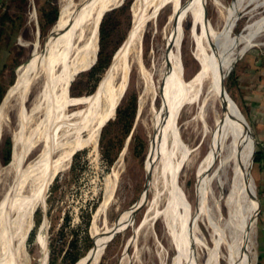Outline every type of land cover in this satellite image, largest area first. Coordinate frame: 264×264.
I'll return each mask as SVG.
<instances>
[{
	"label": "bare ground",
	"instance_id": "1",
	"mask_svg": "<svg viewBox=\"0 0 264 264\" xmlns=\"http://www.w3.org/2000/svg\"><path fill=\"white\" fill-rule=\"evenodd\" d=\"M121 1L60 0L59 15L48 38L42 45L35 40L29 57L16 69V79L0 105V131L6 111L15 109L18 118L11 159L2 168L0 264H29L25 240L35 209L43 199L45 202L48 185L58 171L68 167L75 150L87 145L96 148L103 123L113 116L126 90L131 68L137 66L144 73L143 34L147 23H155L164 6L170 7L163 27L167 51L162 69L164 85L159 89L147 80L139 97V111L149 95L153 99L157 95L162 97L161 110L152 105L144 187L139 201L123 210L103 231L93 220L94 244L75 264H96L111 235L124 223L133 221L143 198L147 199L144 215L133 235L140 227H148L161 218L175 248L172 264H197L193 253L202 243L196 233L201 218L208 224L212 241L206 246L203 264H221L222 258L225 264H254L255 223L260 206L257 209L251 173L253 139L228 95L222 93L221 78L236 56L256 44L264 29L263 15L247 22L241 32L233 35L231 30L239 11L248 5H264V0H233L227 6L216 0L225 7L224 23L219 29L206 17L204 0H134L129 32L105 68L96 90L81 97L71 96L74 76L94 64L102 14ZM188 19L198 67L185 75L181 41ZM71 104L80 105L71 109ZM187 105L191 108L189 120L198 124L207 145L197 165V206L189 221L179 200L183 190L179 178L182 157L177 153L180 140L176 126L181 108ZM169 133L171 142L166 147ZM37 145V155L26 161L27 154ZM56 152L59 155L55 157ZM114 175L115 171L109 172L105 179L103 199L95 215L104 212L111 199L116 188ZM118 264H129L126 252Z\"/></svg>",
	"mask_w": 264,
	"mask_h": 264
},
{
	"label": "rangeland",
	"instance_id": "2",
	"mask_svg": "<svg viewBox=\"0 0 264 264\" xmlns=\"http://www.w3.org/2000/svg\"><path fill=\"white\" fill-rule=\"evenodd\" d=\"M47 1H49L52 6L56 5L59 15L60 0H5L0 3V88L2 87L4 89V94L0 99V105L7 90L16 79L17 67L29 57L33 42L37 40L38 43L42 45L48 38L51 28L54 25L53 22L57 20L58 15L44 32L40 31L38 23L39 9L42 3H46ZM133 1L134 0H122L118 5L110 8L103 14L109 32L105 45V54L110 55L109 62L121 42H123L127 36L131 27V6ZM219 2L227 6L233 2V0H219ZM203 5V10L206 6V17L211 24L215 28H221L225 18V7L220 6L216 0H204ZM169 12L170 7L164 6L160 9L155 23H147L142 38L144 73L142 74L137 66L131 68L126 90L117 104L118 106L122 102L123 105H127L132 99H136V111L129 131L124 132L121 129L115 128L116 126L113 123L116 120L115 108L113 116L108 118L106 122L104 121L105 123H103L99 131L96 148L93 149L91 145L78 148L70 157L68 167L55 174L45 191V202L43 203V199L40 205L35 209L32 225L25 240V249L28 251L27 253L30 254L29 264H46L45 249H47L48 264L50 243L53 239L59 237H61V242L59 244L61 250L57 252L58 255L54 264L63 263L62 256L66 249L70 247L69 242L73 238L76 239V242H74V252H76L79 257L85 255L94 244L91 235L93 220L94 224L96 223L95 226L103 231L107 225L115 221L123 210L139 201L138 198L145 184L146 173L144 160L152 136L153 106L156 105L158 110L159 108L161 110L160 105L162 103V97L160 95H157L155 99L149 95L142 109L139 111V97L141 96L140 93H142L147 80H151L153 86L159 89L164 85L165 75L162 76V69L167 51L164 45L163 27ZM263 15L264 5L257 7H253V5L246 6L245 9L243 8L239 11V15L233 24L231 33L235 35L241 32L247 22ZM189 25L188 19L184 23V33L181 41V56L185 75L191 74L198 67L195 58L196 50H194L195 42L189 31ZM99 32L97 52L100 46ZM255 42L256 44L247 48L243 53L250 49H264V29L258 34ZM95 64L96 62L90 68H84L74 76L69 89V94L71 96L81 97L93 93L96 90L104 73V69L107 66L98 76H90L89 71ZM239 65L240 63L236 66L235 71ZM229 67L230 64L228 65V68ZM224 82L229 95L236 101L238 106H241H239L240 109L242 108V110H244L236 92V83L232 76V69L226 75ZM30 103L31 99L28 101V104ZM79 105L80 104H71L70 107L73 109ZM190 112V106L187 105L182 107L176 120L180 140L177 153L179 157H182L179 178L183 190L182 192L180 191L179 200L181 202L182 213L188 221L192 217L197 206V165L206 152L207 147L199 133L198 124L189 120ZM1 124L0 197L4 191L2 168L7 165L11 159L14 138L18 131L16 110L11 109L10 111H6ZM249 124L251 126L250 122ZM129 133H131V135L125 145ZM7 136L11 138V153L9 161L3 163L1 158L2 145ZM170 142L171 133L167 136L166 147H169ZM39 150V145L30 150L27 154L26 161L35 157ZM181 154L182 156H180ZM55 155L58 156L59 152L54 153V156ZM121 155L122 157L119 161ZM118 162L119 166L117 168L116 165ZM112 171H115L113 177L115 180L117 179L115 182L116 188H114L111 199L106 205L104 212L100 211L95 215V211L103 199L105 179L109 172L111 173ZM251 173L255 183L256 194L260 201L253 243V248H255L253 261L254 264H257L259 260L258 239H262L264 235V178L259 177L262 174L260 173L257 163L254 161H252ZM149 197H153V192H149ZM142 201L143 203L136 211L132 219L133 221L124 223L119 227L117 233L105 245L96 264H118L119 258L123 252L127 253L129 264L173 263L175 248L172 236L166 230L161 218L155 219L148 227H140L134 237V229L139 226L142 220L147 199L143 198ZM257 203L259 202L257 201ZM258 207L259 204L257 205V209ZM44 208L47 216L44 214ZM67 215L69 216V220L67 224H65V232L59 235L58 230L60 226L65 223V216ZM261 215L262 220L259 224L258 221ZM202 219L203 218L198 221L196 226V233L202 241V243L198 244V247L194 249L193 253L197 264L204 263L207 252L206 246L212 243L208 224L206 220ZM132 239L134 240L132 241ZM221 264H225L223 258Z\"/></svg>",
	"mask_w": 264,
	"mask_h": 264
},
{
	"label": "trees",
	"instance_id": "3",
	"mask_svg": "<svg viewBox=\"0 0 264 264\" xmlns=\"http://www.w3.org/2000/svg\"><path fill=\"white\" fill-rule=\"evenodd\" d=\"M57 15H58V10H57L56 5L52 6L51 3H49V1H47L46 3H42L39 9V18H38L40 31L44 32V30L49 26V24L56 19ZM104 18L105 17H103L102 20L100 21V26H99L100 28L99 45L100 46L97 52V61H96L95 66H93L89 71V75L90 76L94 75L95 77L98 76L99 73L106 66H108L111 62V61L109 62L110 55L105 54V51H106L105 45L107 43L109 32H108L107 24L105 23ZM55 21L53 22V24L55 23ZM3 94H4V89L1 87L0 88V99ZM78 95H82V94H78ZM135 111H136V99L135 98L132 99L131 102H129L127 105L126 104L123 105V103L121 102L120 105L116 106V120L113 122L114 125L116 126L115 128L121 129L124 132L129 131L132 125V122H133ZM10 153H11V138L7 136L5 140L3 141V145H2V157L1 158H2L3 163H6L9 161ZM253 161L257 163L260 171L264 170V146L259 142H256V150L254 153ZM263 191H264V184H263ZM68 220H69V216L67 215L65 216V223L62 224L58 230L59 235H62L65 232V224H67ZM60 238L61 237L53 239V241L50 243L48 264H54L57 258V255H58L57 252H60L61 250V247L59 245L61 242ZM75 240H76L75 238L70 240L69 242L70 247L66 249L64 255L62 256L63 258L62 264H74L78 260L79 256L76 252H74V248H75L74 242H76ZM46 264H47V258H46ZM257 264H259V261Z\"/></svg>",
	"mask_w": 264,
	"mask_h": 264
},
{
	"label": "crops",
	"instance_id": "4",
	"mask_svg": "<svg viewBox=\"0 0 264 264\" xmlns=\"http://www.w3.org/2000/svg\"><path fill=\"white\" fill-rule=\"evenodd\" d=\"M3 1L5 0H0V3ZM232 76L244 107L242 111L251 123L255 140L264 146V49H250L240 55L232 67ZM260 173L262 175L259 177L264 178V170ZM261 220L262 215L259 217V224ZM258 247L259 264H264V235L262 239H258Z\"/></svg>",
	"mask_w": 264,
	"mask_h": 264
},
{
	"label": "water",
	"instance_id": "5",
	"mask_svg": "<svg viewBox=\"0 0 264 264\" xmlns=\"http://www.w3.org/2000/svg\"><path fill=\"white\" fill-rule=\"evenodd\" d=\"M204 13H205V15H206V6H205V8H204ZM103 14H104V13H103ZM103 14H102V16H101V18H100V21H101V19H102V17H103ZM99 23H100V22H99ZM239 56H240V55H239ZM239 56H236V57H235L234 61L232 62V64H231L230 67L228 68V70L222 74V78H221V91H222L223 94L225 93V94L228 95V98L230 99V101L232 102V104L234 105V107H235L236 110H237V113H238L239 118H240L241 120H243L244 123H246V125H247L248 128H249V131H250V133H251V135H252V139H253V149H252V159H251V160L253 161V159H254V153H255V150H256V149H255V147H256V141H255V137H254V134H253L252 128H251V126H250L248 120L246 119V117H245L244 114L242 113L240 107L237 105L236 101H235V100L229 95V93L227 92V90H226V86H225V82H224V79H225L226 75L229 73V71H231V69H232V67H233V65H234V62L236 61V59H237ZM96 59H97V52H96V57H95V61H94V63L96 62ZM89 68H90V67H89ZM1 101H2V100H1ZM130 135H131V133H129L128 138H127V140H126V142H125V145L127 144ZM257 200L259 201L258 197H257ZM259 206H260V201H259ZM44 211H45V208H44ZM44 214L46 215V211H45ZM46 216H47V215H46ZM116 233H117V231H115V232L111 235L110 239L113 238V236H114ZM110 239H109V240H110ZM109 240H108V241H109ZM108 241H107V242H108ZM107 242L105 243V245L107 244ZM105 245L103 246V249H104ZM103 249H102V251H103ZM102 251H101V253H102ZM99 256H100V255H99ZM98 259H99V257H98Z\"/></svg>",
	"mask_w": 264,
	"mask_h": 264
}]
</instances>
